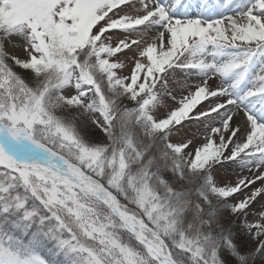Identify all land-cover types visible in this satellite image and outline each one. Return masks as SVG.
Wrapping results in <instances>:
<instances>
[{"label": "snow or ice", "instance_id": "1", "mask_svg": "<svg viewBox=\"0 0 264 264\" xmlns=\"http://www.w3.org/2000/svg\"><path fill=\"white\" fill-rule=\"evenodd\" d=\"M0 264H264V0H0Z\"/></svg>", "mask_w": 264, "mask_h": 264}, {"label": "rangeland", "instance_id": "2", "mask_svg": "<svg viewBox=\"0 0 264 264\" xmlns=\"http://www.w3.org/2000/svg\"><path fill=\"white\" fill-rule=\"evenodd\" d=\"M125 71H127V70H125ZM169 104L172 105L173 102L172 101H169ZM99 135H102V134H99ZM179 138H181V137L174 136L173 137V140H176V139H179ZM217 175H218V179H221V180L234 179V177L232 175H230V174L227 175V176H225L223 169H218L217 170ZM260 207H261V204L258 202L255 205L253 211H258L260 209ZM249 219H251V216L249 217Z\"/></svg>", "mask_w": 264, "mask_h": 264}]
</instances>
